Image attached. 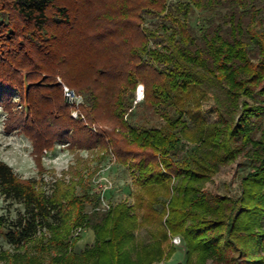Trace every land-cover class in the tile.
<instances>
[{
    "label": "trees",
    "instance_id": "obj_1",
    "mask_svg": "<svg viewBox=\"0 0 264 264\" xmlns=\"http://www.w3.org/2000/svg\"><path fill=\"white\" fill-rule=\"evenodd\" d=\"M262 10L259 0H0V106L8 130L20 129L37 155L55 141L94 148L99 159L111 147L149 191L148 199L138 197L147 219L162 216L165 207L157 213L153 204L162 190L169 194L171 176L180 179L161 238L137 248L140 220L131 206L99 210L98 194L77 195L62 181L47 193L0 160V195L23 206L5 228L0 215V235L14 247L40 240L22 264H151L164 257L167 231L182 235L186 261L196 250L214 264H264ZM197 11L208 16L195 23ZM147 19L155 26L143 25ZM56 74L82 95L81 109L104 125L102 132L70 116ZM139 82L143 100L164 119L160 127L126 118ZM201 98L212 100L215 120L198 114L188 126L184 104L192 99L199 107ZM237 157L249 167L239 197L203 189L219 165ZM83 227L93 242L75 252ZM43 254L51 255L48 262Z\"/></svg>",
    "mask_w": 264,
    "mask_h": 264
},
{
    "label": "rangeland",
    "instance_id": "obj_2",
    "mask_svg": "<svg viewBox=\"0 0 264 264\" xmlns=\"http://www.w3.org/2000/svg\"><path fill=\"white\" fill-rule=\"evenodd\" d=\"M259 2L264 12V0H259ZM203 16L208 15H203L197 11L194 15V22H200ZM214 20L219 22L218 14H214ZM143 25L155 26V21L147 19ZM158 41L159 39H156V42ZM151 43L155 42L151 39ZM55 80L60 86V80L64 82L59 74L55 75ZM140 85L144 89L142 83L136 84L132 97L133 106L126 115L127 120L133 126H162L164 119L160 113L147 104L143 100V96L142 98L140 97L141 99H137L136 91ZM12 100L14 102L18 101L19 96L14 94ZM198 114L207 122L215 120L211 99L201 98L199 107L194 106L192 99L185 102L183 119L188 126L193 125L194 118ZM6 118L7 112L0 106V160L10 165L19 176L35 178L41 183L47 193L50 192L57 181H62L69 186L73 183L74 192L77 195H82L83 193L87 195L98 194L100 201L97 208L102 211H107L110 206L115 207L118 203L131 206L132 212H135L140 220L138 226L133 230V244L137 248L152 242L158 236L161 238L159 230L161 225L166 227L167 204L172 194V188L180 182V179L171 176L169 194H164L162 190L157 202L153 204V207L157 209V213L161 212L163 206L165 207L162 216L157 218L154 212L152 218H144L145 203L140 205L141 198L138 197L146 196L148 199L149 191H144L135 183L131 170L127 164L118 160L111 147H108L104 157L99 159L94 148L90 150L84 148L73 150L68 145V142L55 141L51 147L43 148L37 155L28 136L20 129L12 128L8 130L5 127ZM84 122L96 126L97 132H102V129H105L104 125L96 119L94 120L92 116L86 117L85 115V119L80 120V123L89 131V127ZM90 131L96 133L94 130ZM185 144L186 148H190L193 145L189 140H186ZM77 158H80L81 161H78ZM248 169L247 162L242 157H237L227 164L219 165L217 171L209 179H205L201 186L214 196L237 198L241 192L239 187L240 179ZM79 177H81L80 182H78ZM22 209L23 206L20 202L14 200L3 201L0 195V215L3 216V228ZM85 209L89 212L92 209L91 204L85 203ZM188 222L186 224H191L192 221L188 220ZM76 232L81 234V238L76 242L74 251L80 252L83 248L92 244L93 232L90 228L85 227L76 229ZM44 233L47 234V231H44ZM72 233L75 234L74 231ZM47 236H50V234ZM177 236L180 237V242L174 243L173 237ZM183 240L180 232L171 234L167 231V239L161 242L164 247L163 256L165 258L163 257L159 264H214L211 260L212 258L206 253L196 250L190 254L186 261V246ZM38 244H40L39 238L29 241L21 247H14L0 235V264L27 263L28 257L37 252ZM171 246H173V251L171 255H168V250H170ZM43 257L44 262H48L51 255L43 254Z\"/></svg>",
    "mask_w": 264,
    "mask_h": 264
},
{
    "label": "built area",
    "instance_id": "obj_3",
    "mask_svg": "<svg viewBox=\"0 0 264 264\" xmlns=\"http://www.w3.org/2000/svg\"><path fill=\"white\" fill-rule=\"evenodd\" d=\"M61 83V89H62V95L65 103L70 108V116L73 118H79V119H85V115L81 109V105L83 103V97L81 94L76 92L72 87L66 85L64 82L60 80ZM85 125L89 127V129L96 131L97 127L94 125H91L87 122H84ZM174 243L180 242V237H173ZM160 262V261H159ZM159 262H152L151 264H159Z\"/></svg>",
    "mask_w": 264,
    "mask_h": 264
},
{
    "label": "bare ground",
    "instance_id": "obj_4",
    "mask_svg": "<svg viewBox=\"0 0 264 264\" xmlns=\"http://www.w3.org/2000/svg\"><path fill=\"white\" fill-rule=\"evenodd\" d=\"M136 95H137V99H141L142 98V96H143V89L141 88V85L137 88Z\"/></svg>",
    "mask_w": 264,
    "mask_h": 264
}]
</instances>
